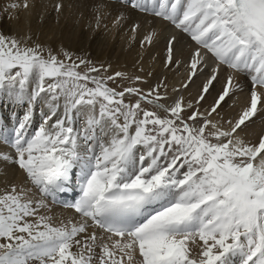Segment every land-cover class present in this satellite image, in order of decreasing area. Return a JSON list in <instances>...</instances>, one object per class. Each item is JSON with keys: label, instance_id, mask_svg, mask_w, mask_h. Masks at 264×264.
Instances as JSON below:
<instances>
[{"label": "snow or ice", "instance_id": "1", "mask_svg": "<svg viewBox=\"0 0 264 264\" xmlns=\"http://www.w3.org/2000/svg\"><path fill=\"white\" fill-rule=\"evenodd\" d=\"M127 6L195 43L182 88L206 57L215 67L194 104L180 97L167 105L162 83L145 92L134 86L139 76L92 75L101 69L90 61L0 33V104L24 110L0 116V145L9 149L0 162L23 177L0 188V264H264V135L239 134L264 113V0ZM176 39L167 42L166 68ZM222 66L223 90L201 112ZM233 74L250 80L247 103L235 119H213L243 90ZM73 191L74 201L61 199ZM50 205L77 218L54 223Z\"/></svg>", "mask_w": 264, "mask_h": 264}, {"label": "bare ground", "instance_id": "2", "mask_svg": "<svg viewBox=\"0 0 264 264\" xmlns=\"http://www.w3.org/2000/svg\"><path fill=\"white\" fill-rule=\"evenodd\" d=\"M1 1L5 4L7 3L11 17L9 21L7 19L3 21L4 26H6L4 27L5 30L10 28L12 29V33L22 35L23 33L26 34L25 32L29 29L39 28L38 23L43 21L44 26L48 25L47 27L51 31L60 34L61 39H58L60 43L63 40L64 43H71V46L78 44V48L80 49H89L94 55L99 57L102 64L104 59L109 57V61L113 66L122 64V60H124L128 67H131V69L135 68L136 71L139 70V74L133 75V73L130 75L141 77V81L145 83L144 86L146 85L147 91L161 83L166 85V88H160V92L162 95L165 92L167 93V99L162 101V103L167 105L173 104L180 97H183L185 104L189 102L194 104L200 95L203 84L215 67L214 60L210 56L206 57L202 66L203 70L198 72L188 88H182V83L187 80L191 54L197 46L191 41L190 37L176 30L170 23L127 6V0H40V5L37 8L34 6V1L36 0H27L29 5L27 9H23L25 0ZM10 2L11 4L19 5V7H9L8 3ZM58 3L62 5L59 12L56 11L55 7ZM67 5H77L82 9L87 7L91 12L90 19L99 20L90 22L91 24L87 25V31H80V27L78 28V26L64 22V19L68 17L67 15H70L69 12H66ZM17 13H20L21 20L18 22L15 20V14ZM134 26H137L135 31H133ZM41 32L40 30L39 33ZM152 32L156 33L152 43L148 44L145 42L142 44L145 37ZM173 35L177 38L175 58L171 67L166 68L164 65L167 42ZM90 37L91 44L87 45ZM128 40L132 44L130 48L127 45ZM133 52L137 53L138 56L134 60H131L130 57ZM175 61H180V63L176 64ZM109 71L111 73L114 72L111 66ZM228 74L229 70H226L222 66L217 80L213 83L209 93L206 94L205 99L197 106L201 112L210 109L215 102V99L223 90L222 84H225ZM233 76L234 82L240 84L243 90H237L234 94L230 95L218 110L220 116H214L212 117L213 119L219 120L221 117H223V121L235 119L247 103L248 93L251 88V83L249 86L250 80L244 75L233 74ZM173 89H178V91H173ZM13 110L20 114L24 111L22 108L14 109L11 105L0 104V116H8ZM190 111L188 110L185 115L190 114ZM40 115V107L37 106L34 116L37 124L40 122ZM225 127H227L226 124ZM239 134L246 141L252 142H255L260 135H264V113H261L252 123L243 128ZM0 151H9V149L6 145H0ZM5 179L11 183L19 184L22 182L23 177L12 166L6 167L4 162H0V188L4 186ZM50 207L51 211L48 214L54 220H67L70 217L77 218L64 208H57L55 205H50Z\"/></svg>", "mask_w": 264, "mask_h": 264}, {"label": "rangeland", "instance_id": "3", "mask_svg": "<svg viewBox=\"0 0 264 264\" xmlns=\"http://www.w3.org/2000/svg\"><path fill=\"white\" fill-rule=\"evenodd\" d=\"M40 2H41L40 0L34 1V6L37 8L40 5ZM8 4L11 5V2L8 3ZM23 9H25V8L23 7ZM83 9L81 7H79V6H77V5H67L66 6V12H69L70 15H67L69 18L66 17L64 19V22L67 23V24H72L73 26H78V28L80 27L81 28L80 31H87V25L90 22H94V21H97L99 19L91 20L90 19V14H91L90 10L87 7L86 8H83ZM92 11H94V10H92ZM18 12H19V10H18ZM94 12H96V11H94ZM5 13H7V14H5ZM20 13H21V11H20ZM20 13L15 14L16 15L15 16V20L17 22L18 21H21L20 20ZM0 14L3 15V16L0 15V25H1L0 26V33L4 34L5 36H15L16 38L21 39L22 41H24L26 39L29 46H32L34 44H41L46 49L47 48L52 49L53 53L54 54H57L60 59H63V52L64 51H67V52H69V53L72 54L73 60H75L77 62H79V59H84V60L90 61L91 62V65L90 66H94V67H97V68H100L101 69V72L100 73H92L94 75H107L108 73H109L108 75H110V74L114 75L117 72H120V73L123 72L124 74H128V75H126L127 77L130 76L129 78H134L135 76H133V75H136V73L139 74L138 73L139 70L136 71L135 68L131 69V67H128V65H126V62L124 60H122L123 61L122 64H118V65L113 66V65H111V63L109 61L110 58L108 57V58H106L107 60L104 59V62L102 64V61L99 59V57L96 56V55H94L91 50H89V49H85V50L80 49V48H78L79 47L78 44H76V46H71V43H64L63 40H62V43H60L58 41V39H61L60 34L57 33V32L51 31L47 27L48 25H45L44 26V22L43 21L40 22V23H38L39 28H37V29L36 28L35 29L33 28V30L32 29H29V30H27L25 32L26 34L23 33L22 35H18V34L12 33V29H10V28H7V30H5L4 27H6V26H4V22L3 21L6 20V19H7V21H9L11 19V17H10V12H9V8H8L7 3L5 4L1 0H0ZM57 25H59V24H57ZM40 30L42 31L41 33H39ZM90 39H91V37L88 39L87 45H90L91 44V40ZM129 41L130 40H128V44L127 45L130 48V46H132V44H131V42L129 43ZM87 51H89V52H87ZM137 56H138V54L133 52V54H131L130 59L131 60H134L135 58H137ZM110 66L114 70V72H112V73L109 71L110 70ZM104 69H107V71L104 72ZM84 70H85V66H81L80 71H84ZM130 74H133V75H130ZM116 83H122L123 86H129V80L128 79L117 78ZM144 84L145 83L143 81H141V82L136 83L134 86L140 87L145 92H147L146 85L144 86ZM109 86L116 87V84L115 83H112V82H109ZM222 86L224 87L223 84H222ZM125 99H126V102L129 99H133L134 100V98H127V97ZM145 107L151 108V105H145ZM160 114L163 116L165 113L163 112V110H160ZM53 222L54 223H59L58 219L57 220L56 219L54 220V218H53Z\"/></svg>", "mask_w": 264, "mask_h": 264}]
</instances>
